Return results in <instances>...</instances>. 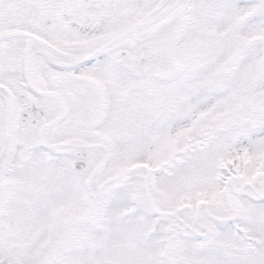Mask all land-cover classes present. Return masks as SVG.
<instances>
[{"label":"snow or ice","instance_id":"snow-or-ice-1","mask_svg":"<svg viewBox=\"0 0 264 264\" xmlns=\"http://www.w3.org/2000/svg\"><path fill=\"white\" fill-rule=\"evenodd\" d=\"M0 264H264V0H0Z\"/></svg>","mask_w":264,"mask_h":264}]
</instances>
